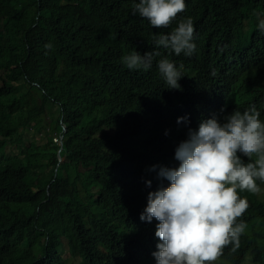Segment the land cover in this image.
I'll return each instance as SVG.
<instances>
[{"label": "trees", "instance_id": "obj_1", "mask_svg": "<svg viewBox=\"0 0 264 264\" xmlns=\"http://www.w3.org/2000/svg\"><path fill=\"white\" fill-rule=\"evenodd\" d=\"M135 2L0 0V264H156L158 221L140 214L169 184L159 168L178 167V145L213 115L255 105L264 121V0H185L161 29ZM186 17L193 55L157 49L152 35ZM133 50L160 55L130 71ZM164 56L182 65L180 90ZM237 192L248 243L230 264H264V192Z\"/></svg>", "mask_w": 264, "mask_h": 264}, {"label": "clouds", "instance_id": "obj_2", "mask_svg": "<svg viewBox=\"0 0 264 264\" xmlns=\"http://www.w3.org/2000/svg\"><path fill=\"white\" fill-rule=\"evenodd\" d=\"M185 10V0H138L132 5L133 14L156 29L168 28ZM259 27L264 32V21ZM194 33V22L186 17L169 33H154L151 39L157 49L190 57L196 50ZM159 55V51L141 54L133 50L121 57V63L130 71L147 72ZM157 68L167 88L180 90L182 65L178 67L164 56ZM181 119L186 120L178 118V123ZM54 140L62 144L61 139ZM175 159L178 167L159 168L158 176L169 184L148 193L140 214L142 221H158L155 236L160 242L152 253L156 264H230L248 243L243 239L248 232L250 200L237 190L256 195L264 192L260 187L264 184L260 112L252 105L201 121L178 145ZM145 183L150 187L151 181Z\"/></svg>", "mask_w": 264, "mask_h": 264}, {"label": "rangeland", "instance_id": "obj_3", "mask_svg": "<svg viewBox=\"0 0 264 264\" xmlns=\"http://www.w3.org/2000/svg\"><path fill=\"white\" fill-rule=\"evenodd\" d=\"M263 18V17H262ZM264 20V18L262 19ZM33 131H35V127H33L32 129ZM26 134V138H24L25 140H29V139H32L33 136H35V140L38 141V142H44L45 141V138L43 135H39V134H34L33 132H30L29 134L27 133V131L25 132ZM17 149H14V151H16Z\"/></svg>", "mask_w": 264, "mask_h": 264}, {"label": "water", "instance_id": "obj_4", "mask_svg": "<svg viewBox=\"0 0 264 264\" xmlns=\"http://www.w3.org/2000/svg\"><path fill=\"white\" fill-rule=\"evenodd\" d=\"M61 144V143H60ZM59 151H60V149H59ZM59 153V152H58ZM59 160H61V159H59Z\"/></svg>", "mask_w": 264, "mask_h": 264}]
</instances>
